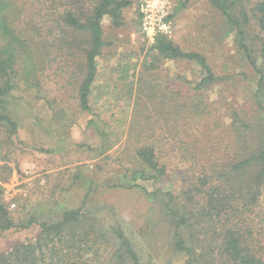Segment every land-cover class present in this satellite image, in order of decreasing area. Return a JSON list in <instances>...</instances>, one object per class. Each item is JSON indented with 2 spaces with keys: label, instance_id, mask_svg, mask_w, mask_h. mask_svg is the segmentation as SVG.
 <instances>
[{
  "label": "rangeland",
  "instance_id": "1",
  "mask_svg": "<svg viewBox=\"0 0 264 264\" xmlns=\"http://www.w3.org/2000/svg\"><path fill=\"white\" fill-rule=\"evenodd\" d=\"M12 1L9 22L27 48L19 40L7 107L17 134L7 140L0 128L7 211L22 226L32 218L48 223L67 209L88 211L104 237L87 253L69 254V262L113 264L111 231L120 229L140 264H186L165 215L167 192L181 197L203 169L227 160L233 114L248 123L262 119L252 99L254 74L222 14L209 0H171L167 39L204 56L216 76L231 77L199 91L198 65L153 57L133 0L120 27L104 17L105 46L84 112L78 90L90 37L62 19L71 12L84 22L97 0ZM146 145L166 167L161 179L136 158ZM254 221L264 231V192ZM39 233L38 225L0 232V254L33 243Z\"/></svg>",
  "mask_w": 264,
  "mask_h": 264
},
{
  "label": "trees",
  "instance_id": "2",
  "mask_svg": "<svg viewBox=\"0 0 264 264\" xmlns=\"http://www.w3.org/2000/svg\"><path fill=\"white\" fill-rule=\"evenodd\" d=\"M209 1L222 14L230 33L234 34L236 47L254 74L252 99L262 119L248 123L233 114L230 124L233 138L227 160L203 169L181 197L176 199L167 192L165 215L174 229V248L185 255L186 264H264V231L253 223L264 192V0ZM130 4L128 0H97L84 22L71 12L62 19L67 29L81 30L90 37V48L84 56L85 74L78 90L79 106L84 112H90L95 60L105 46L101 21L107 17L113 27H120L122 11ZM15 10L12 0H0V128L7 140L17 134L16 122L7 108L15 88L14 65L19 46L27 48L9 22ZM151 51L157 59L198 65L202 76L195 86L197 91L231 78L216 76L204 56L183 51L166 36H157ZM136 158L152 173V179L165 176L166 167L160 163L154 147L139 148ZM3 192L0 184V232L38 225L40 233L33 243L19 245L9 255L0 254V264H78L74 260L69 262V254L87 253L96 238L104 237L90 213L83 212L82 207L64 210L48 223L39 224L32 218L26 226L16 224L3 202ZM111 233L113 264H140L123 232L113 229Z\"/></svg>",
  "mask_w": 264,
  "mask_h": 264
},
{
  "label": "built area",
  "instance_id": "3",
  "mask_svg": "<svg viewBox=\"0 0 264 264\" xmlns=\"http://www.w3.org/2000/svg\"><path fill=\"white\" fill-rule=\"evenodd\" d=\"M133 1L141 33L149 42L154 43L157 36H168L171 34V0Z\"/></svg>",
  "mask_w": 264,
  "mask_h": 264
}]
</instances>
